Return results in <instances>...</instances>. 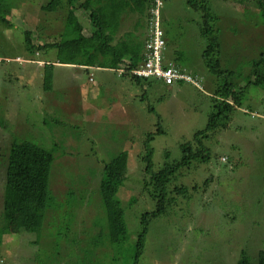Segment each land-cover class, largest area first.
Returning <instances> with one entry per match:
<instances>
[{"label": "rangeland", "instance_id": "374dc122", "mask_svg": "<svg viewBox=\"0 0 264 264\" xmlns=\"http://www.w3.org/2000/svg\"><path fill=\"white\" fill-rule=\"evenodd\" d=\"M2 1L0 264H118L100 195L105 166L121 151L128 152V179L118 197L132 239H137L142 212L156 205L140 179L143 142L157 129L158 114L166 132L156 135L152 146L161 165L166 151L170 159L181 155L180 144L206 126L212 111L216 76L201 56L206 46L199 27L202 14L184 0H163V30L169 38L165 59L176 50L183 52L181 63L204 77L202 88L158 79H148L154 81L148 87L147 82L141 85L101 67L88 71L61 63L55 47L29 52L26 30L32 31L33 45L59 43L61 34L73 36L68 19L79 23L83 42L92 39L98 29L89 19L90 8L80 7L85 0L72 5L63 0L56 11L42 9L49 0ZM209 1L219 17L215 28L222 43V66L235 70L236 82L244 86L252 61L264 50V9L259 0ZM107 3L92 0L91 6ZM46 62L54 64L50 89L44 87ZM243 104L227 129L207 139L211 159L184 167L171 185L176 202L167 215L152 220L139 264H236L242 250L258 259L264 248V88H248ZM15 138L32 139L56 155L50 213L38 232L18 229L4 208Z\"/></svg>", "mask_w": 264, "mask_h": 264}, {"label": "trees", "instance_id": "16d2710c", "mask_svg": "<svg viewBox=\"0 0 264 264\" xmlns=\"http://www.w3.org/2000/svg\"><path fill=\"white\" fill-rule=\"evenodd\" d=\"M0 0V6L3 1ZM71 5L75 0H67ZM77 1V0H76ZM186 4L196 11L201 12L202 20L199 27L202 37L206 41V46L201 54L205 66L216 76V86L211 95L212 111L209 112L207 124L204 128L197 130L191 140L180 144L181 155L170 159L171 152L166 151V161L157 165L155 161V149L152 142L156 135L166 132L162 116L158 114L157 129L147 134L143 142L142 162L144 168L141 173L142 183L150 198L156 201L153 209H145L140 218L141 229L137 232V239H132V232L129 226L126 211L121 198L118 197L121 188L128 179V152L123 150L113 157L106 164V174H104L100 184V195L106 215V225L108 239L117 254L115 257L118 264H139L146 249L147 236L150 231L152 220L167 215L169 210L176 202V198L170 196L171 185L180 174H184V167H193L197 162H208L211 159V149L207 139L212 138L213 134L219 130L229 127L233 115L242 108L243 99L246 91L251 86L264 88V50L260 56L252 61V69L247 78V83L240 86L236 82L237 72L232 69L223 68L221 62L222 43L216 31L215 23L218 15L211 8L209 0H184ZM259 0L260 8L264 9L263 1ZM92 0H85L81 8H90L89 19L97 26L95 36L87 42L82 41V29L77 21H69V27L73 28V36L65 38L61 34L59 43H47L33 45L34 37L32 31H25V41L29 45V52H39L55 47L58 50V57L61 63L74 64L85 68L88 71L100 69L108 71L111 69L118 76L128 77L138 84L147 86L153 85L154 81L141 79L131 73V70L138 67L145 57V43L141 41L120 40L115 41L110 28H113V19L117 20L121 12L132 10L145 17L142 24L150 28L152 8H156L155 0H108V5L101 7L91 6ZM63 4V0H49L42 5L46 11H56ZM160 6L159 16L162 22ZM144 14V15H143ZM264 17V12L261 13ZM0 20H4V15L0 9ZM113 23H112V22ZM166 47L169 38L163 30ZM132 43V44H130ZM26 44V45H27ZM33 45V46H32ZM166 49V48H165ZM182 53L176 50L175 56L169 57L166 62H174L178 67L195 76L200 87L201 79L194 73L193 68H185L181 63ZM128 58V59H127ZM165 58V56H164ZM54 64L44 63V87L50 89L54 83ZM124 68L125 73H119ZM110 70V71H111ZM94 72L90 73V79L94 81ZM157 80V79H156ZM190 82L179 81L182 84ZM177 84V83H176ZM147 92V91H145ZM154 111L153 108L150 109ZM248 111V110H247ZM216 131V132H215ZM55 147V146H54ZM227 159V158H226ZM56 155L41 144L29 138H15L11 143L8 156V166L5 189L4 208L15 219V226L20 230L38 232L45 226L46 216L49 214L48 208L52 204L51 194V173ZM181 193H186L184 187H176ZM190 198V196L188 197ZM48 210V212H47ZM131 242L127 246V244ZM122 257V259L120 258ZM114 258V259H115ZM236 264H264V248L259 251L257 260H253L251 255L242 250Z\"/></svg>", "mask_w": 264, "mask_h": 264}, {"label": "built area", "instance_id": "2783aa9c", "mask_svg": "<svg viewBox=\"0 0 264 264\" xmlns=\"http://www.w3.org/2000/svg\"><path fill=\"white\" fill-rule=\"evenodd\" d=\"M163 0H155L156 8H152L148 39L145 43V57L142 63L131 70V73L141 79H158L167 85H174L179 81L186 80L199 84L197 78L183 70L174 62H166L164 50L166 39L161 28L159 16L160 6ZM124 68L119 73H125Z\"/></svg>", "mask_w": 264, "mask_h": 264}, {"label": "crops", "instance_id": "0c3cea01", "mask_svg": "<svg viewBox=\"0 0 264 264\" xmlns=\"http://www.w3.org/2000/svg\"><path fill=\"white\" fill-rule=\"evenodd\" d=\"M137 14L138 13L136 12L134 13L130 9L121 12L117 20L115 19L112 20L114 22V25L113 28L109 29V32L111 31L115 41H120V40L130 41L133 38L134 41L135 40L141 41L142 44L144 45L145 41L148 39L149 29L146 26V23L145 25L142 24L141 15L138 14L139 15L138 16Z\"/></svg>", "mask_w": 264, "mask_h": 264}]
</instances>
